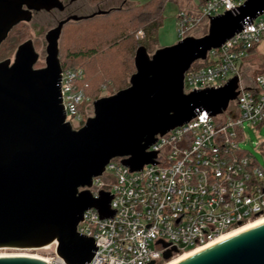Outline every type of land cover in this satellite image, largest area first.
I'll return each instance as SVG.
<instances>
[{"label": "water", "instance_id": "95a60500", "mask_svg": "<svg viewBox=\"0 0 264 264\" xmlns=\"http://www.w3.org/2000/svg\"><path fill=\"white\" fill-rule=\"evenodd\" d=\"M125 2V1H124ZM123 2V3H124ZM62 11L58 0H0V46L10 31L29 23L33 12ZM70 16L48 31L45 67L33 41L21 44L13 62H0V249H41L56 244L63 264H88L97 252L93 238L78 233L83 214L113 218L114 195L89 190L114 159L130 172L155 162L149 148L206 112L215 117L236 100L240 79L218 89L184 92L185 74L213 49L264 14V0H247L233 11L209 16L208 33L187 37L150 55L135 53L129 86L93 103V116L74 130L65 122L59 40L70 22L105 15ZM176 249L164 254L168 263ZM0 264H46L31 257H0ZM155 264V263H152ZM177 264H264V223L203 249Z\"/></svg>", "mask_w": 264, "mask_h": 264}, {"label": "built area", "instance_id": "2783aa9c", "mask_svg": "<svg viewBox=\"0 0 264 264\" xmlns=\"http://www.w3.org/2000/svg\"><path fill=\"white\" fill-rule=\"evenodd\" d=\"M246 1L206 0L196 13L180 11V41L201 25L209 26V16L233 11ZM263 39L264 14L185 74L186 94L218 89L238 76L239 94L225 112L215 117L203 112L158 136L148 150L158 151V164L129 173L121 159H114L93 179L86 189L95 199L99 191L114 195L110 208L116 212L102 220L95 209L83 214L77 231L98 246L88 264H160L168 251L176 249L175 258L264 216V167L240 148L245 125L264 124V72L247 85L239 67ZM83 78L81 69L62 71L65 122L73 129L93 116L94 102L77 88ZM258 146L264 155V141Z\"/></svg>", "mask_w": 264, "mask_h": 264}, {"label": "rangeland", "instance_id": "374dc122", "mask_svg": "<svg viewBox=\"0 0 264 264\" xmlns=\"http://www.w3.org/2000/svg\"><path fill=\"white\" fill-rule=\"evenodd\" d=\"M147 1L148 0H105L104 3H101L99 5H91L87 3L85 9L83 10L84 13L82 12V15H91L97 11H107L114 8H122V6L130 7L136 4H144ZM191 2L193 8L187 7ZM199 8L200 0H179V2L178 0H175L173 2L166 3L163 11L164 20L160 30L158 31L157 47H155L153 51L149 52V54L153 55L159 48L170 47L178 43L180 41V38L178 37L179 12L184 11L193 13L197 12ZM62 17L64 16L58 15L56 13L51 15L47 13H40L35 16L31 23L19 24V26L12 33L9 41L4 43V47L2 50L6 51L7 49H11V47H14V49L12 50L11 54L6 53V58L1 61L8 60L9 57L14 59L18 47L28 40H33L35 51L39 54V61L35 66V69L44 68L45 59L47 56V43L45 40V36L48 31L56 27L58 21H60V18ZM103 23H105V20L101 19H97L96 21L94 20L91 22H70L65 26L59 41V58L60 62L62 63L64 62L66 64L74 65L73 61L69 57H67L68 54L76 53L83 49H93L94 47L98 48L100 55H105V59L107 62H113L112 68L111 66L109 67V64L108 68L105 67L106 70L108 69L109 73H111L112 70L115 71L112 75H104L102 77L101 83L102 85L107 86V88L105 91L101 92L100 98L112 96V94H116L114 92H116L115 90H117L118 87L126 86L127 84H129L131 76L135 73L134 57L136 53L135 51L132 54L131 42L120 43L121 45L119 47L109 52L107 46H105L104 44H107L106 42H108L109 39L112 38V34H107L103 31H95L97 27L102 26ZM207 33L208 26L201 25L190 36L201 38ZM142 35V32H139L136 35V39L138 40V38H141ZM14 38L16 39L13 40ZM13 41H15V45H13ZM100 55L99 58H101ZM93 62L95 65L93 64L92 67L98 68L100 61H97L96 59ZM76 65L80 66L81 62L76 63ZM239 67L242 68L241 76L243 82L247 85L253 82V79L257 74L264 72V39L254 50L249 53L248 57L239 64ZM111 84L114 85V89L110 87ZM230 110H235L234 103H231ZM80 128L81 126L74 125V129L79 130ZM263 141L264 124L258 127H251L247 124L245 125L244 140L240 143V148L241 150L252 155L257 163L262 167H264V155L260 151L258 145ZM2 255L37 256L46 260L48 264H63V261L56 254V244L41 249L4 248L0 249V256Z\"/></svg>", "mask_w": 264, "mask_h": 264}, {"label": "trees", "instance_id": "16d2710c", "mask_svg": "<svg viewBox=\"0 0 264 264\" xmlns=\"http://www.w3.org/2000/svg\"><path fill=\"white\" fill-rule=\"evenodd\" d=\"M104 1L105 0H87V2L91 5H99L101 3H104ZM173 1L175 0H148L144 4H136L130 7L122 6V8H114L111 10H107L106 11L108 12L107 14L96 16L93 19L85 20V21L91 22L94 20L96 21L97 19L105 20V23H103L102 26L97 27V29L94 30L98 32L103 31L106 32L107 34H112V38L109 39L108 42H106L107 44H104L105 46H107L109 52L119 47L121 45L120 43L131 42L132 54L135 51H137V49L141 46L145 47L149 53L153 51L155 47H157L158 31L160 30L164 20L163 11L165 4ZM18 26L19 25H17L10 31L7 39L0 46V61L6 58L5 57L6 53L7 54L12 53L14 47L13 48L11 47V49H7L6 51L2 49L4 47L3 46L4 43L9 41V39L12 36V33ZM139 32H142L143 35L141 38H138L137 40L136 35ZM15 39L16 38H14L13 40ZM14 42L15 41H13V45H15ZM99 55L100 53L98 51V48L94 47L93 49H87V50L83 49L76 53L68 54L67 57H69L73 61L74 65L60 62L62 71H66V70L75 71L78 69H81L83 71L84 78L78 84L77 88L78 91H81L92 102L100 98L101 92L105 91L107 88V86L102 85L101 83L102 77L104 75L105 76L112 75L115 71L112 70L111 73H109L108 69L106 70L105 67L108 68V64H109V67L111 66L112 68L113 62L112 61L107 62L105 59V55H100L101 58H99ZM96 59L97 61H100L98 68L92 67L94 64L93 61ZM78 62H81L80 66L76 65V63ZM200 66L201 65L199 63L193 64V68H198ZM128 86L129 84H127L126 86L118 87L117 90H115L116 92L114 93H117L127 88ZM110 87L114 89V85L111 84ZM181 254H179L178 256H180ZM164 263L166 264V262H161L160 264H164Z\"/></svg>", "mask_w": 264, "mask_h": 264}, {"label": "bare ground", "instance_id": "6f19581e", "mask_svg": "<svg viewBox=\"0 0 264 264\" xmlns=\"http://www.w3.org/2000/svg\"><path fill=\"white\" fill-rule=\"evenodd\" d=\"M263 223H264V216L261 217V218H258V219H256V220H254V221H251V222L245 224L244 226H241V227H239V228H237V229H234V230H232L231 232H229V233H227V234H224L223 236H221L220 238H218L217 240L211 242L210 244H208V245H206V246L199 247V248L194 249V250H192V251H190V252H184L183 254H181L180 256H178V257L172 259L170 262H168V263H166V264H177V263H179L180 261H182V260H184V259H186V258H188V257H190V256H192V255H194L195 253H197V252H199V251H201V250H203V249H206V248H208V247H210V246H213V245H215V244H217V243H219V242H221V241H223V240H225V239H228V238H230V237H233V236H235V235H237V234H239V233H242V232H244V231H246V230H249V229H251V228H254V227H256V226H259V225H261V224H263ZM0 257H31V258H34V259L42 260V261H44L46 264H48V262H47L46 260H44V259H42V258H40V257H37V256H26V255H21V256H15V255H4V256H3V255H2V256H0Z\"/></svg>", "mask_w": 264, "mask_h": 264}, {"label": "flooded vegetation", "instance_id": "af4514ba", "mask_svg": "<svg viewBox=\"0 0 264 264\" xmlns=\"http://www.w3.org/2000/svg\"><path fill=\"white\" fill-rule=\"evenodd\" d=\"M58 1L60 3H62V5H63L62 11L57 10V9H53L50 12H46V11L33 12L32 20L29 23H31L33 21V19L35 18V16L40 14V13H47L49 15L56 13L58 15H63L64 17L60 18V21H58V23L61 22L62 20H65L66 18H68L70 16H74V15L79 16V17L88 16V15H82L83 10L85 9L86 4L88 3L87 0H58ZM58 23H57V25H58ZM33 45H34V42H33ZM34 48H35V46H34ZM8 59L11 60L12 62L14 60L11 57H9ZM0 62H2V61H0Z\"/></svg>", "mask_w": 264, "mask_h": 264}, {"label": "crops", "instance_id": "0c3cea01", "mask_svg": "<svg viewBox=\"0 0 264 264\" xmlns=\"http://www.w3.org/2000/svg\"><path fill=\"white\" fill-rule=\"evenodd\" d=\"M206 0H200V6L205 2ZM179 2V0H178ZM182 4V3H181ZM185 4V3H184ZM187 4V3H186ZM187 7H190V8H193V5H192V2L187 6ZM193 13H196V12H193Z\"/></svg>", "mask_w": 264, "mask_h": 264}]
</instances>
